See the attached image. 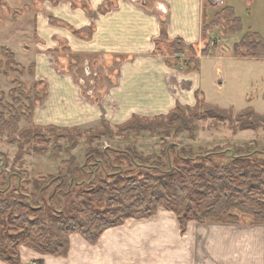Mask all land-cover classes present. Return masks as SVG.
<instances>
[{
  "label": "crops",
  "instance_id": "obj_1",
  "mask_svg": "<svg viewBox=\"0 0 264 264\" xmlns=\"http://www.w3.org/2000/svg\"><path fill=\"white\" fill-rule=\"evenodd\" d=\"M49 9L53 23L39 14L34 43V76H49L48 94L35 107L37 124L86 132L106 122L117 128L135 115H167L177 104L192 106L199 97L206 100L202 67L209 58L212 79L219 77L217 62L228 57L243 75L252 69L264 81V58L218 48L202 55L211 40L203 33L210 16L204 0H69ZM177 39L181 52L173 46ZM246 108L264 113L251 105L236 110ZM20 253L22 264H264V224L191 221L182 232L176 214L160 208L107 229L96 244L71 234L66 257L25 246Z\"/></svg>",
  "mask_w": 264,
  "mask_h": 264
},
{
  "label": "trees",
  "instance_id": "obj_2",
  "mask_svg": "<svg viewBox=\"0 0 264 264\" xmlns=\"http://www.w3.org/2000/svg\"><path fill=\"white\" fill-rule=\"evenodd\" d=\"M221 20L226 22L231 35L243 30L242 20L234 8L225 5L213 20H206L203 30L205 38L208 31ZM210 43L203 49V56L211 53ZM173 46L175 49L178 46L181 49L179 52L184 49L180 39L175 40ZM1 54L9 58L10 67L17 65L11 50L2 47ZM233 54L236 57L263 59L264 37L251 30L246 32L234 45ZM194 63L197 69L199 61L195 59ZM31 69L30 72L34 73V65ZM232 111V108L222 109L198 98L195 106L177 104L167 115L151 118L135 115L117 129L107 122L86 132L52 125L46 129L65 134L78 133V136H85L89 143H93L97 139L112 138L122 133L149 132L152 135L161 133L171 136L173 131H187L193 137L198 127L195 121L208 118L229 122L234 133L257 130L264 123V113H258L253 108L240 110L235 117L231 116ZM22 119L29 123L33 121L32 107L29 112L15 115L10 121L0 120V131L16 132ZM32 129L35 130L33 135L43 131L30 127L21 133L29 135ZM57 149L59 152L62 147L58 146ZM245 149L252 151L243 154ZM186 150L172 145L163 150L159 160L150 163L154 158L144 156L134 146L126 150L93 148L88 153L87 165L79 166L77 170L84 172L88 165L93 169L107 164L118 170L113 181H103L95 190L77 194L80 200L78 203L73 200L71 208L65 205L73 189L70 191L63 187L67 183L74 185L75 180H65L63 176L53 178L56 188L49 196L46 191L52 184L36 182L38 195L33 197L26 195L23 187L14 188V176H11L7 186L3 189L0 187V260L6 264H22L21 246L41 255L66 257L70 250V234L79 233L91 244H96L107 229L121 226L129 219L149 218L160 208L176 214L182 232L191 221L235 224L241 223L242 217L247 216L248 224H264V152L254 151L252 146L247 145L237 148V152H231L230 157H227V151L191 157ZM94 155L97 157L90 162ZM103 156L108 157L107 162L102 159ZM224 159L229 160L225 162ZM125 163L136 166L138 171L135 174L129 171L122 174ZM38 263L43 264V261Z\"/></svg>",
  "mask_w": 264,
  "mask_h": 264
},
{
  "label": "rangeland",
  "instance_id": "obj_3",
  "mask_svg": "<svg viewBox=\"0 0 264 264\" xmlns=\"http://www.w3.org/2000/svg\"><path fill=\"white\" fill-rule=\"evenodd\" d=\"M65 1L69 2V0H0V120L10 121L15 115H20L25 111L29 112L31 107L34 115L36 105L42 104L46 98L49 76L38 78L30 72V70L32 71L31 66L34 65V43L38 32L37 21L39 14L43 13L48 18V22L53 23L52 11L49 6H59ZM71 1H75L79 5L81 2H85V0ZM224 2L227 6L234 7L236 14L242 20L243 30L231 35L227 31L226 22L221 20L210 35L207 34V37L211 36L210 47L212 51L216 48L221 53L230 50L233 56L235 43L242 39L246 31L258 32L264 37V0H224ZM204 5L210 14L209 22L213 20L215 13L224 7L223 0H204ZM2 47L11 51L14 50L13 61H16V66H9V58L1 54ZM61 49L59 51L60 65L65 62L63 60L65 48ZM203 62L206 64L202 67L204 85H206L204 86L206 88V100L203 97H199V99L222 109L232 108L231 116L233 117L237 115V107L245 108L248 105L256 106L258 111L264 112V101H262L264 81L256 79L255 71L247 69L246 72L244 70L243 75L236 68L235 61L225 57L223 61L217 62L220 69L219 77L216 80L212 79L210 74L214 61L209 58ZM53 63L54 61L51 62L52 65ZM14 81L16 82L13 83ZM221 81L222 83H220ZM186 114L189 115L187 111ZM195 123L198 127L193 137L187 131L180 133L173 131L171 136L161 135V133L152 135L149 132L122 133L112 138L103 137L89 143L85 136H78V133L65 134L62 131H48L46 129L51 125L57 126L55 124L41 125L34 122V119L31 123L22 119L16 132L0 131V187L5 188L7 182L11 180V176H14V188L23 187L26 195L36 197L38 193L35 189V183L40 182L41 185H45L50 182L52 186L46 191V195L49 196L52 190L56 188V184H53V178L63 176L65 180L70 179L76 182L74 185L67 183L63 187L70 191L73 189V194L65 205L71 208L73 200H76V203L80 200L77 194L83 195L89 190H95L103 181H113V176L118 170V168L108 164L93 169H90V165H88V172L77 170L79 166L87 165L88 153L93 148L126 150L134 146L144 156L154 158L150 163L159 160L163 150L172 145H177L179 149L186 148V153L191 157L192 155L196 157L197 155L224 151H227L229 153L227 157H230L231 152H237V148L247 145L252 146L254 151L264 152V123H261L257 130L250 129L238 133H234L229 122H220L208 118L196 120ZM30 127L41 128L43 131H38L39 133L35 135H33L34 129L29 135L21 133ZM59 128L65 127L60 126ZM73 141H75L76 146H73L75 144H72ZM58 146L62 147L59 152ZM251 151L245 149L243 154ZM95 157L97 155L92 156L90 162H94L93 158ZM163 158L167 162V159ZM102 159L106 161L108 157L103 156ZM228 160L224 159L225 162ZM128 171L135 174L138 169L136 166L125 163V171L122 174L128 173ZM241 224H248L247 216L242 217ZM33 264L39 263L34 262Z\"/></svg>",
  "mask_w": 264,
  "mask_h": 264
},
{
  "label": "water",
  "instance_id": "obj_4",
  "mask_svg": "<svg viewBox=\"0 0 264 264\" xmlns=\"http://www.w3.org/2000/svg\"><path fill=\"white\" fill-rule=\"evenodd\" d=\"M219 1H221V0H219Z\"/></svg>",
  "mask_w": 264,
  "mask_h": 264
}]
</instances>
